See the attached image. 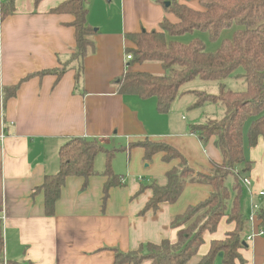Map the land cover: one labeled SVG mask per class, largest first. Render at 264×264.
I'll use <instances>...</instances> for the list:
<instances>
[{
  "label": "crops",
  "instance_id": "1",
  "mask_svg": "<svg viewBox=\"0 0 264 264\" xmlns=\"http://www.w3.org/2000/svg\"><path fill=\"white\" fill-rule=\"evenodd\" d=\"M64 1L42 0L35 5L34 0H18L14 14L0 17V264H114V249L130 252L163 240L175 243L178 229L172 228V222L209 198L213 189L189 183L177 202L140 215L153 195L150 189L142 190L140 179L145 184L164 185L166 173L179 161L165 162L158 153L146 162L144 149L135 144L148 140L170 145L191 168L205 174L213 163L223 162L215 138L204 144L190 130L224 117L221 105L214 104L215 109L210 108L213 116H205L201 108L212 106L194 107L192 91L199 90L190 89L188 83L170 112L161 114L156 98L121 95L114 84L126 72L164 73L159 63L130 65L127 50L134 45L127 37L160 31L164 20L179 23L166 10L170 0H86L88 24L98 30L97 50L85 58L84 77L78 85L75 69L60 79L52 74L35 76L62 68L76 47L73 16L50 11ZM191 1L201 5L197 0H178L204 11L191 7ZM179 38L189 43L199 37L188 42ZM18 84L16 96L4 102L5 89ZM73 137L94 140L103 148L95 159L98 175L85 188L84 178L69 177L55 214L47 216L43 194L31 195L47 175L59 172V150ZM108 151L114 152L112 171L123 185L110 190L103 209ZM244 152L253 163L247 173L253 194L248 192V213L243 212L249 217L254 204L264 203L257 195L264 192V141L253 148L245 141ZM235 229L236 224L224 217L215 233L205 234L204 244L188 264H199L213 241L224 240ZM261 229L259 220L251 223L245 242L249 234ZM240 254L244 264H264V236L246 242ZM222 262L223 253H219L214 264Z\"/></svg>",
  "mask_w": 264,
  "mask_h": 264
},
{
  "label": "trees",
  "instance_id": "2",
  "mask_svg": "<svg viewBox=\"0 0 264 264\" xmlns=\"http://www.w3.org/2000/svg\"><path fill=\"white\" fill-rule=\"evenodd\" d=\"M18 0H5L0 4V17L5 19L14 14ZM42 0H34L38 5ZM204 11H195L178 0H170L166 6L180 20L172 24L164 20L160 31L141 32L128 35L134 48H129L130 65L159 63L164 73L160 75L145 72H126L114 82L121 95H136L142 99L156 98L157 109L161 114L170 112L176 99L183 93L182 88L194 80L218 82L219 94L192 91L196 96L194 107L219 104L224 108V117L209 120L204 124L191 126L190 130L206 144L215 138L223 162L213 163L209 174L196 172L186 158L174 147L144 141L135 146L144 149L145 160L149 162L158 154H163L165 162L178 160V166L166 173V184L156 182L142 184V190L150 189L152 198L140 215L157 212L161 204L178 201L187 184H204L212 187L209 198L196 206H191L172 222L178 229V240L172 243L163 240L159 244H147L136 251L123 252L114 249V264H188L204 244L206 233H215L221 220L227 217L236 224V229L227 234L224 240L213 241L208 254L199 264H214L219 253H223L222 264H244L240 254L245 236L250 232L251 222L242 211L244 187L253 163L245 156V138L248 146L256 147L264 141V0H197ZM51 13L73 16L71 26L75 31L76 47L62 68L39 72L35 76L56 75L60 79L71 69L76 70V85L84 77V60L97 50L95 37L98 30L88 24L86 0H66L50 10ZM233 29L231 38L222 39L217 51H207L205 43L195 38L189 43L177 41V37L192 34L196 30L205 31L213 41L220 40L224 31ZM28 79V78H27ZM234 79L237 90L227 86ZM20 84L5 89L4 102L15 97ZM249 118H254L247 133L244 127ZM103 148L94 140L84 137L69 139L59 150L60 170L47 175L42 185L36 187L32 197L44 196L45 214H55L56 203L69 177L88 180L98 175L95 159ZM114 152H106V169L103 175L108 178L102 197V208L106 207L110 190L122 186L119 177L112 171ZM242 168L240 171L239 169ZM232 176V193L226 180ZM257 220L264 230V203L257 211ZM3 252V236L0 230V255ZM8 264H19L9 262Z\"/></svg>",
  "mask_w": 264,
  "mask_h": 264
},
{
  "label": "rangeland",
  "instance_id": "3",
  "mask_svg": "<svg viewBox=\"0 0 264 264\" xmlns=\"http://www.w3.org/2000/svg\"><path fill=\"white\" fill-rule=\"evenodd\" d=\"M185 3H187V1H185ZM191 7H194V9H196V10H203L204 9V7L202 5H200L199 3H197L196 1H191ZM232 33H233V29L226 30L221 35L220 40L218 39L216 41H213V40L210 39V36H209V34L207 32L201 31V30H196L192 34H186V35L180 37L179 39L181 41H187L188 42L193 37H199L200 39H202L205 42V48H206V50L207 51L214 52V51H217V49L219 48L220 43H221V40L223 38L224 39L231 38ZM236 83L237 82L234 79H229L226 82L227 86L230 87V88H232L231 84L237 85L238 83L237 84ZM189 84L188 85H189V88L190 89L199 90L200 92H204V93H207V94H213V95H218L219 94V86L220 85H219L218 82H206V81H202V80H194V81H192ZM209 105L212 106V107H204V108H201L200 112L203 113V114H205V116H208V117L210 116L211 117L213 115L211 114V109L210 108L215 109V107H214V104H209ZM220 117L221 118H219V120L223 118V116H220ZM253 120H254V118H249L248 121L246 122L245 127H244V133L245 134L247 133V130H248V128H249V126H250V124H251V122ZM245 141H247V137H246ZM247 177H248V174H247ZM232 184H233V177L230 176L226 180V185L230 189V191L232 193V197H233L235 195V193L232 190ZM247 197H248V191L244 190V192H243V199H242V211L245 214L248 213Z\"/></svg>",
  "mask_w": 264,
  "mask_h": 264
},
{
  "label": "built area",
  "instance_id": "4",
  "mask_svg": "<svg viewBox=\"0 0 264 264\" xmlns=\"http://www.w3.org/2000/svg\"><path fill=\"white\" fill-rule=\"evenodd\" d=\"M131 58H132L131 55H127L126 56V60H128V61H130ZM140 181H141V183H144L142 178L140 179ZM242 184H243L244 188L248 192H250L251 194H253L252 193V182H251V179L249 177L243 178ZM257 195H258V197L264 199V192H259ZM259 208H260V206L258 204H254V206L252 207L253 210H252L251 215L249 216V220H250L251 223H253L254 221L257 220V211L259 210ZM256 236H264V230L261 229L257 233H251V234H249L247 236L246 242L251 241Z\"/></svg>",
  "mask_w": 264,
  "mask_h": 264
},
{
  "label": "water",
  "instance_id": "5",
  "mask_svg": "<svg viewBox=\"0 0 264 264\" xmlns=\"http://www.w3.org/2000/svg\"><path fill=\"white\" fill-rule=\"evenodd\" d=\"M243 244H244V246L246 247V242H244Z\"/></svg>",
  "mask_w": 264,
  "mask_h": 264
}]
</instances>
